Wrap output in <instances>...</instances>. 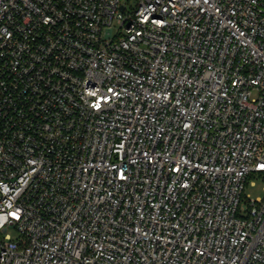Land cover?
I'll return each mask as SVG.
<instances>
[{
    "label": "built area",
    "instance_id": "2783aa9c",
    "mask_svg": "<svg viewBox=\"0 0 264 264\" xmlns=\"http://www.w3.org/2000/svg\"><path fill=\"white\" fill-rule=\"evenodd\" d=\"M250 176L264 0H0V264H264Z\"/></svg>",
    "mask_w": 264,
    "mask_h": 264
},
{
    "label": "rangeland",
    "instance_id": "374dc122",
    "mask_svg": "<svg viewBox=\"0 0 264 264\" xmlns=\"http://www.w3.org/2000/svg\"><path fill=\"white\" fill-rule=\"evenodd\" d=\"M128 5L132 7L135 5L136 0H125ZM264 178L261 176H250L244 186V195L250 197L263 196L264 194ZM10 233L15 236L16 233L13 229H10Z\"/></svg>",
    "mask_w": 264,
    "mask_h": 264
}]
</instances>
